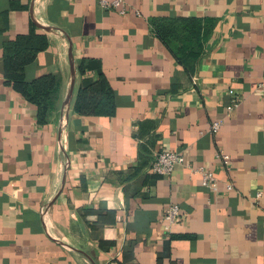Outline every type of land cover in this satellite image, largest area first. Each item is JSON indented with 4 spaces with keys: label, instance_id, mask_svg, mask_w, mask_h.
I'll use <instances>...</instances> for the list:
<instances>
[{
    "label": "crops",
    "instance_id": "0c3cea01",
    "mask_svg": "<svg viewBox=\"0 0 264 264\" xmlns=\"http://www.w3.org/2000/svg\"><path fill=\"white\" fill-rule=\"evenodd\" d=\"M125 3L0 0V264H264V0ZM173 18L202 26L180 60L153 26ZM32 28L48 46L25 79H58L43 124L4 69ZM100 75L116 114H77ZM162 151L185 157L169 177L150 173ZM173 204L183 219L167 229Z\"/></svg>",
    "mask_w": 264,
    "mask_h": 264
},
{
    "label": "trees",
    "instance_id": "16d2710c",
    "mask_svg": "<svg viewBox=\"0 0 264 264\" xmlns=\"http://www.w3.org/2000/svg\"><path fill=\"white\" fill-rule=\"evenodd\" d=\"M155 34L165 43L177 59L200 40L201 21L197 19H159L153 23ZM172 43H181L182 49H172ZM48 46L44 35L32 28L28 35L19 36L5 47V77L13 88L37 107L39 123H47L53 109L54 96L58 91L55 75H45L32 81L25 79L24 69L34 62L36 56ZM192 54V52H191ZM83 73V66L80 68ZM75 111L81 116L112 117L116 114L115 94L109 81L100 75L94 81H85L80 86L75 102Z\"/></svg>",
    "mask_w": 264,
    "mask_h": 264
},
{
    "label": "built area",
    "instance_id": "2783aa9c",
    "mask_svg": "<svg viewBox=\"0 0 264 264\" xmlns=\"http://www.w3.org/2000/svg\"><path fill=\"white\" fill-rule=\"evenodd\" d=\"M101 4L106 8L118 10L121 14L126 13L125 0H101ZM260 87L264 92V78L260 84ZM236 105L237 100H232V104L228 107L229 112L232 111ZM220 128L221 122L216 121L211 125L210 131L213 134H217ZM222 158L227 161L225 157ZM183 164H185V157L181 153L175 151H162L158 154L157 158L153 162L150 168V173L158 176L169 177L173 174L176 166ZM195 171L201 174V184L203 187L212 190H218L219 182L213 170L200 168L199 170ZM227 190L232 191L233 186L231 184H228ZM164 219L166 222H168L167 229L182 220L183 216L179 206L174 204L168 206L164 212Z\"/></svg>",
    "mask_w": 264,
    "mask_h": 264
}]
</instances>
